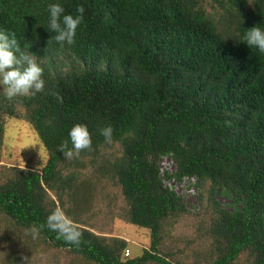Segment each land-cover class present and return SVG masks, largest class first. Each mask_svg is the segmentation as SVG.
Masks as SVG:
<instances>
[{
    "label": "trees",
    "instance_id": "16d2710c",
    "mask_svg": "<svg viewBox=\"0 0 264 264\" xmlns=\"http://www.w3.org/2000/svg\"><path fill=\"white\" fill-rule=\"evenodd\" d=\"M52 3L85 10L72 45L47 29ZM254 26L264 28V0H0V31L33 53L45 80L35 96L0 92V156L9 118L29 123L48 155L41 169L1 176L4 264H20V242L89 264H185L164 240L189 215L207 217L204 264H264V52L242 42ZM75 124L92 147L66 159L59 148ZM107 126L111 142L100 134ZM166 155L174 176L197 178L198 212L162 186ZM100 180L119 191V218L147 231L139 255L84 218ZM56 208L81 230L79 246L46 228Z\"/></svg>",
    "mask_w": 264,
    "mask_h": 264
},
{
    "label": "rangeland",
    "instance_id": "374dc122",
    "mask_svg": "<svg viewBox=\"0 0 264 264\" xmlns=\"http://www.w3.org/2000/svg\"><path fill=\"white\" fill-rule=\"evenodd\" d=\"M47 151L32 126L22 119L5 120L1 142L0 179L6 167L41 169L47 160ZM95 183V182H94ZM95 201L91 210L84 214L91 230L99 235L120 237L128 241L129 256L139 255L148 246L144 229L128 225L121 220L123 202L119 191L106 180L95 183ZM224 206L228 201L218 197ZM207 217L185 216L172 226H166L165 248L176 251V257L185 264H204L207 260L209 239L203 233ZM6 226L0 221V264L9 253L10 240L6 239ZM20 264H89L79 256L31 244L16 245Z\"/></svg>",
    "mask_w": 264,
    "mask_h": 264
},
{
    "label": "clouds",
    "instance_id": "9594fccd",
    "mask_svg": "<svg viewBox=\"0 0 264 264\" xmlns=\"http://www.w3.org/2000/svg\"><path fill=\"white\" fill-rule=\"evenodd\" d=\"M84 11L81 6L77 9L78 15L73 16L65 14V9L60 3L48 5L47 29L56 33L55 41L61 47L74 43ZM242 42L264 52V28H250ZM43 71L33 53L22 50L14 35L0 31V92H3L7 99L12 100L17 96L31 97L45 91ZM57 99L62 100L59 96ZM112 132L111 126L100 129V134L107 142H111ZM68 137L59 148L66 159L78 157L82 151L92 147V137L84 124L72 126ZM46 228L56 233L57 238H62L66 244L79 246L81 242V230L60 208H56L46 217Z\"/></svg>",
    "mask_w": 264,
    "mask_h": 264
},
{
    "label": "built area",
    "instance_id": "2783aa9c",
    "mask_svg": "<svg viewBox=\"0 0 264 264\" xmlns=\"http://www.w3.org/2000/svg\"><path fill=\"white\" fill-rule=\"evenodd\" d=\"M175 165L170 155L163 156L159 161V178L162 186L176 194L184 205L192 212H198L197 178L191 175L176 177L173 175ZM126 249L124 255L129 256Z\"/></svg>",
    "mask_w": 264,
    "mask_h": 264
}]
</instances>
